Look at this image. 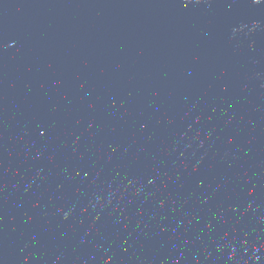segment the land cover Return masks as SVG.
<instances>
[{"label": "water", "instance_id": "obj_1", "mask_svg": "<svg viewBox=\"0 0 264 264\" xmlns=\"http://www.w3.org/2000/svg\"><path fill=\"white\" fill-rule=\"evenodd\" d=\"M0 264H264V0H0Z\"/></svg>", "mask_w": 264, "mask_h": 264}, {"label": "snow or ice", "instance_id": "obj_2", "mask_svg": "<svg viewBox=\"0 0 264 264\" xmlns=\"http://www.w3.org/2000/svg\"><path fill=\"white\" fill-rule=\"evenodd\" d=\"M257 2H258V0H257Z\"/></svg>", "mask_w": 264, "mask_h": 264}]
</instances>
